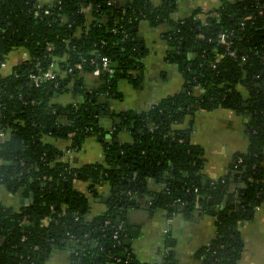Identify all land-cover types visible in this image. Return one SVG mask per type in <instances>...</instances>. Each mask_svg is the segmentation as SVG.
Instances as JSON below:
<instances>
[{"label":"trees","instance_id":"obj_1","mask_svg":"<svg viewBox=\"0 0 264 264\" xmlns=\"http://www.w3.org/2000/svg\"><path fill=\"white\" fill-rule=\"evenodd\" d=\"M174 10L173 0L159 7L149 0H0V61L15 49L29 56L11 73L0 74V130L9 135L0 143V184L15 195L23 190L25 199L20 210L0 204V264H47L56 246L69 240L85 243L70 264H145L127 244L122 224L138 205L135 194L148 196L153 207L166 208L171 216L190 217L204 207L217 232L200 251L201 264L238 263L244 248L240 224L264 202V0H222L206 20L197 11L175 21ZM143 20L172 26L167 59L178 64L188 87L204 92L168 97L145 116L116 114L110 103L121 97L119 81L141 84L147 54L138 35ZM221 34L227 44L220 43ZM103 56L111 71H101L102 83L89 89L83 75L99 68ZM58 58L66 75L56 72L39 85L30 78ZM66 93L74 103L57 100ZM194 103L204 110L232 109L249 119V150L236 154L226 176L205 184L200 149L173 129ZM105 115L121 120L110 141L100 122ZM122 128L133 134V143L116 141ZM89 136L105 141V164L75 167L64 150L45 139H65L66 149L77 151ZM150 176L164 185L160 193L147 190ZM78 180L91 182L94 193L97 184L111 185L105 213L90 217L87 195L75 188ZM174 259L170 250L162 264H175Z\"/></svg>","mask_w":264,"mask_h":264},{"label":"crops","instance_id":"obj_2","mask_svg":"<svg viewBox=\"0 0 264 264\" xmlns=\"http://www.w3.org/2000/svg\"><path fill=\"white\" fill-rule=\"evenodd\" d=\"M42 4L50 0H40ZM119 3H126L131 0H117ZM154 6L162 5L163 0H149ZM175 10L172 18L175 21L190 17L195 12L204 19L205 14L217 10L222 0H173ZM172 29L169 24L152 25L149 21L143 20L138 28V35L147 48L144 70L141 84L135 86L127 80H120L118 90L121 97L111 100V109L119 114L121 112H133L139 116H145L158 106L164 99L177 94H193L200 96L204 90L200 87H188L184 74L177 63L167 59L168 51L171 49L167 39V33ZM27 56L22 49L13 50L8 56L3 74H9L13 67ZM64 60L58 58L52 66L53 72L62 71L61 64ZM83 82L93 89L102 83L100 75L88 72L83 75ZM240 93L248 97L249 91L245 85L237 86ZM62 105L74 103L75 99L71 93H66L57 99ZM199 104L194 103L187 108V111L178 123L173 124V129L183 131L186 138L194 146L200 149L202 159L201 179L202 183L219 180L230 171V166L237 153H246L250 147V137L246 125L248 118H244L235 110L227 108H215L204 110ZM111 116L101 117V125L109 130L105 141L113 139L111 130H114L117 122ZM0 137V143L7 139ZM45 139L61 150L65 151L69 142L65 139ZM105 141L89 136L83 142L80 150L74 151L70 156L71 164L81 167L88 164H105ZM116 141L127 144L133 143V134L127 128H122L117 134ZM264 151V147H263ZM67 156V155H65ZM3 161L0 159V166ZM264 165V161H263ZM91 182L76 181L75 188L88 197L90 217L105 213L108 210V202L112 196V188L109 183L97 184L96 193L91 189ZM164 185L150 176L147 190L152 194H158L163 190ZM94 188V187H93ZM0 204L12 206L20 210L22 205L19 202V195H15L0 184ZM138 207L130 209L127 213L129 245L138 259L145 264H162L167 253L174 252L175 264H201L205 255L200 251L211 244L216 237V220L214 216L199 209L190 216L182 212L169 215L166 208L153 207L151 199L142 196L138 199ZM202 208V207H201ZM122 227V225H121ZM129 228H134V234H130ZM244 239V248L237 264H264V202L256 208L251 218H245L239 227ZM130 234V235H129ZM174 240L173 246L170 241ZM67 244V242H66ZM73 251L64 247L53 250L47 260V264H70ZM107 264H117L108 261Z\"/></svg>","mask_w":264,"mask_h":264},{"label":"built area","instance_id":"obj_3","mask_svg":"<svg viewBox=\"0 0 264 264\" xmlns=\"http://www.w3.org/2000/svg\"><path fill=\"white\" fill-rule=\"evenodd\" d=\"M56 0H50L49 1V3H47V4H50V3H53V2H55ZM40 4H42L41 3V1H40ZM84 11H89V7L88 8H85V9H83ZM210 13V12H209ZM209 13H207V14H205L206 16H205V18L203 19V20H206V17H208V16H210L211 14H209ZM113 30H115V29H113ZM226 38H227V35H225V34H221V36H220V39H219V41H220V43H226L227 44V42H226ZM26 54H27V56L22 60V61H24V60H26V59H28V53L26 52ZM228 54L230 55V56H233V57H235L236 56V51H234V50H228ZM7 60H8V57H6L4 60H2V61H0V74H3V69H4V67L6 66V63H7ZM242 60L243 61H246L247 60V58H246V56H242ZM21 61V62H22ZM20 63V62H19ZM54 65V63L52 64V66ZM101 67V68H100ZM100 67L99 68H97L96 70H94L93 72L95 73V74H97V75H100L101 74V71H111V61H110V59L108 58V57H106V56H103L101 59H100ZM14 68V67H13ZM78 68H82V65L81 64H79L78 65ZM13 70V69H12ZM12 70H11V72H12ZM10 72V73H11ZM6 75V74H5ZM54 76H55V73L53 72V69H52V67L49 69V70H47V71H41V72H39V73H32L31 75H30V78L37 84V85H39L44 79H51V78H54ZM111 132H112V130H111ZM8 133L7 132H5V131H3V130H0V137L1 138H5V136L7 135ZM2 142H4V140L2 141ZM75 150L74 149H72L71 147L70 148H68L67 150H66V154L65 155H67V156H65L66 158H69L70 159V156H71V154L74 152ZM240 161H242V159L240 158L239 159V162ZM109 222H107V224H108ZM119 228H120V226H119ZM118 236V234H117V232L115 233V237H117Z\"/></svg>","mask_w":264,"mask_h":264},{"label":"water","instance_id":"obj_4","mask_svg":"<svg viewBox=\"0 0 264 264\" xmlns=\"http://www.w3.org/2000/svg\"><path fill=\"white\" fill-rule=\"evenodd\" d=\"M197 107H199V105L197 106ZM116 121L117 122H120V118H117L116 119ZM126 182H127V180H125ZM133 183L134 182H131V185H133ZM133 197V199H135V200H138L139 199V196H137V194H135V195H133L132 196ZM148 197V196H147ZM149 198V197H148ZM19 202H20V204L22 205V206H24V204H25V199H24V197H23V190H21L20 191V193H19ZM213 202V199L212 198H210L209 199V203H212ZM139 205H137V207H138ZM203 209H204V207H202V208H200V210L201 211H203ZM251 216L253 215L252 213L250 214ZM35 223H37V221L35 222ZM119 223H121V220H120V217L118 218V220H117V224H119ZM123 224V227H127V223L125 222V223H122ZM134 228H129L128 229V231L130 232V234L132 235V233L134 234V230H133ZM127 230V229H126ZM129 234V235H130ZM129 242H130V238L128 239V242H127V244L129 245ZM0 245H1V239H0ZM66 249H70V250H72L73 252H75L76 250H83V249H85V243H82V242H80V241H77V240H69V241H67V244H66Z\"/></svg>","mask_w":264,"mask_h":264},{"label":"rangeland","instance_id":"obj_5","mask_svg":"<svg viewBox=\"0 0 264 264\" xmlns=\"http://www.w3.org/2000/svg\"><path fill=\"white\" fill-rule=\"evenodd\" d=\"M145 62V59L143 60ZM123 80H127V79H123ZM128 81V80H127Z\"/></svg>","mask_w":264,"mask_h":264}]
</instances>
